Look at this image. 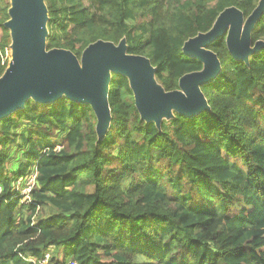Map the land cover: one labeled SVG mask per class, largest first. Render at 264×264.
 Masks as SVG:
<instances>
[{"label": "trees", "instance_id": "obj_1", "mask_svg": "<svg viewBox=\"0 0 264 264\" xmlns=\"http://www.w3.org/2000/svg\"><path fill=\"white\" fill-rule=\"evenodd\" d=\"M258 1L44 0L46 49L80 58L97 40L124 39L175 90L203 66L184 42L223 9L246 19ZM9 6L0 0V76ZM225 35L207 47L220 69L200 86L208 109L196 115L142 119L128 78L113 73L102 138L90 104L65 95L28 98L0 119V264H34L49 248L51 264H264V48L240 61ZM257 41L264 13L250 31ZM33 171L30 202L20 203L16 181Z\"/></svg>", "mask_w": 264, "mask_h": 264}, {"label": "water", "instance_id": "obj_2", "mask_svg": "<svg viewBox=\"0 0 264 264\" xmlns=\"http://www.w3.org/2000/svg\"><path fill=\"white\" fill-rule=\"evenodd\" d=\"M8 28L13 59L0 76V119L18 108L28 98L52 102L62 95L77 102H87L95 117V131L102 138L110 114L108 87L110 72L125 75L142 119L159 123L161 117L175 110L193 116L208 109L200 86L214 79L220 65L216 54L207 47L225 32V42L233 58L247 62L249 55L264 48V42L250 45V31L264 13V0L243 18L233 6L223 9L212 27L188 39L182 46L185 55L200 60L202 69L183 74L178 89L164 91L154 79L148 58L126 52L125 40L117 45L103 40L89 44L81 54V65L68 49H46L47 9L44 0H9Z\"/></svg>", "mask_w": 264, "mask_h": 264}, {"label": "built area", "instance_id": "obj_3", "mask_svg": "<svg viewBox=\"0 0 264 264\" xmlns=\"http://www.w3.org/2000/svg\"><path fill=\"white\" fill-rule=\"evenodd\" d=\"M35 183V171L31 173L25 179H19L16 181L15 188L19 191L20 195V203L30 202V192ZM34 264H51V255L50 252L47 251L44 255L39 259H30ZM65 264H77V262L73 259H69L65 262Z\"/></svg>", "mask_w": 264, "mask_h": 264}, {"label": "rangeland", "instance_id": "obj_4", "mask_svg": "<svg viewBox=\"0 0 264 264\" xmlns=\"http://www.w3.org/2000/svg\"><path fill=\"white\" fill-rule=\"evenodd\" d=\"M46 32H47V29H46ZM6 57H7V61H8V63L10 64V62L12 61V59H13V51H12V49L9 47L8 49H7V51H6ZM77 60H78V63H79V65H81V57L80 58H77ZM7 66H8V64H7ZM113 73L112 72H110V77H111V75H112ZM115 74V73H114ZM155 79V78H154ZM156 81V80H155ZM156 83H157V81H156ZM14 158H16V159H13V161L11 162V165L12 164H14V166L16 167L17 166V163L20 161V159L19 158H17L15 155H14ZM13 166V167H14ZM39 211V210H38ZM37 217H38V215L36 214L35 215V217H34V220H33V222H37ZM47 251H49L50 252V254L51 255H53L55 252L52 250V248H49ZM55 255V254H54ZM56 255H57V253H56ZM59 258H60V256H59ZM31 259H33V258H31Z\"/></svg>", "mask_w": 264, "mask_h": 264}]
</instances>
